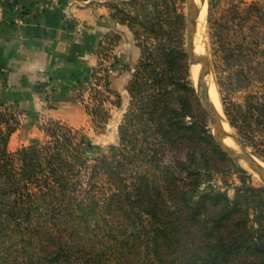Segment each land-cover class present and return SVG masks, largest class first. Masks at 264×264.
I'll list each match as a JSON object with an SVG mask.
<instances>
[{
	"label": "trees",
	"instance_id": "obj_1",
	"mask_svg": "<svg viewBox=\"0 0 264 264\" xmlns=\"http://www.w3.org/2000/svg\"><path fill=\"white\" fill-rule=\"evenodd\" d=\"M82 1L110 2L141 49L119 141L90 160L87 136L49 119L42 141L14 152L21 114L0 102V264H264V185L209 129L179 0ZM208 24L217 82L244 95L223 98L225 115L264 159V2L212 8ZM108 72L99 62L85 82L101 132L122 101Z\"/></svg>",
	"mask_w": 264,
	"mask_h": 264
},
{
	"label": "crops",
	"instance_id": "obj_2",
	"mask_svg": "<svg viewBox=\"0 0 264 264\" xmlns=\"http://www.w3.org/2000/svg\"><path fill=\"white\" fill-rule=\"evenodd\" d=\"M71 1L0 0V92L3 87L5 106L35 108L43 102L44 87L55 92L58 109L69 112L73 95L98 66L97 46L113 32L121 41L109 80L121 93L117 81L123 75L117 74L127 66L122 72L130 83L140 57L131 32L101 2Z\"/></svg>",
	"mask_w": 264,
	"mask_h": 264
},
{
	"label": "rangeland",
	"instance_id": "obj_3",
	"mask_svg": "<svg viewBox=\"0 0 264 264\" xmlns=\"http://www.w3.org/2000/svg\"><path fill=\"white\" fill-rule=\"evenodd\" d=\"M51 1L54 2L55 0H51ZM67 1H70V0H67ZM257 1L258 2H264V0H204L205 5H206L207 16H209L210 9L215 8V7H220V6L227 7V6L232 5L233 3H235V4L236 3H251V2H257ZM71 2L82 3L84 1L72 0ZM89 2L91 4H94V3L98 4L97 2H99V3L101 2L100 4H103L106 8H108L107 6L110 3L108 1H89ZM175 7L177 8L178 14L183 15L185 18V33H184L183 48H184L186 56H187V50H186V27H187L186 0H179L178 3L175 5ZM108 10L110 11V14L112 16L113 12L110 10V8H108ZM150 14H153V11ZM115 21L120 23L118 20H115ZM120 24H122V23H120ZM125 27L128 28L127 25H125ZM128 30L131 32L132 40L135 42L136 47L140 51L141 49L139 48V45H138L137 41L135 40L133 32L129 28H128ZM206 31H207L206 32V41H207L208 53H209L208 54L209 55V67L211 70L214 87L216 89L219 101L221 103L223 113L225 114L224 107H223V98L225 99L226 97L227 98L233 97L236 101L241 102L242 96H244V95L236 92L230 86L229 87L228 86L222 87L217 82L216 75H215L216 69L214 66V58L212 55L211 41H210V36H209L208 17H207ZM109 36H110V41L104 39V41L101 42V44L99 46H97V49L95 51L97 58H98V64H99V62H102L104 64V67H107V69L109 71L108 76H107L108 80H109L110 70L112 69V63H114V60H113V55H114V51H115L114 46H116L121 41V36L114 33V32L110 33ZM125 36H128V35L125 34ZM115 38H117V40H113ZM127 40H128L127 42L130 44L131 41L129 39H127ZM145 43H147L149 45L148 49L151 48L150 46H152L154 44L153 40H151V41L146 40L142 45H145ZM139 44H140V42H139ZM106 54L110 55V57H111V59L107 62L104 61ZM140 55H141V51H140ZM139 59H140V57H139ZM187 61H188V68L190 69L188 56H187ZM120 69L122 71H127L128 67L123 66ZM122 71L117 74V75H119V74L123 75V76H119V78L120 77L121 78H120V80L117 81V84H118L117 87L121 91V93H119V91L117 90V92L121 95V98H122L121 105H120V107L108 106V108L110 110V114H111V119L109 120V123L106 126V129L104 132L96 131L94 129V127L92 126L91 121H90V119L86 113V106L88 104H91L90 98H89L90 90L92 88L91 86L87 85L86 83H82L79 86L78 91L73 95L72 104L70 106H68V109L70 110L69 112L60 111L57 107L56 101H54L56 99L55 92L52 91L51 89L46 90L43 87V89L40 88V91H42L41 98H43L42 99L43 102H37L38 105H35L36 106L35 108L30 107L29 110H26V107H23V106L20 108H18L17 106L12 107L13 109H15L17 112H19L21 114V117H20L21 126L13 138V142L11 144L12 151L16 152L19 149H21L22 147L30 145L33 141H36V140L42 141L44 139V135L39 130V127H40V125L44 124V122H46L49 119L62 120L64 122L70 124L72 127L76 128L78 130H81L87 136V138L90 142V147L86 148V151H85L86 156L90 160H93L96 157L107 152V150L110 148V146L117 145L118 141H119L118 129H119L120 124L122 123V120L124 118V115L127 111L129 103H130V97L128 95L129 93H128V89H127L128 86L126 84V80L128 77H127V75H125L126 72H122ZM135 71H136V68L134 70V73H135ZM117 75H116V77H117ZM115 80H116V78H115ZM190 81H191V84L193 85V81H192L191 76H190ZM112 84H113V82H112ZM95 88H97V87H95V84H94L93 89H95ZM114 88L116 91V86H114ZM126 89H127V91H126ZM3 90L4 89L2 87V92H0V102H2V103L4 102ZM201 106H202V109L206 115V118L208 121V126L210 129L208 115L206 114L202 103H201ZM229 124H230V122H229ZM230 127L232 128V126H230ZM232 129L234 130L236 136L239 137L237 132L235 131V129L234 128H232ZM24 142L28 143V145H24L25 144ZM224 150L234 159L235 163L240 168H242L237 163L235 158L231 155V153L229 151H227L225 148H224ZM242 169H244V168H242ZM247 172H248V174H250L252 176V181H253L254 185H257V186L262 185V184L264 185V183L259 181L252 173H250L249 171H247ZM229 179H230L229 184L232 186L230 188V195L233 196L234 186L240 185V180H239L238 175H235Z\"/></svg>",
	"mask_w": 264,
	"mask_h": 264
},
{
	"label": "bare ground",
	"instance_id": "obj_4",
	"mask_svg": "<svg viewBox=\"0 0 264 264\" xmlns=\"http://www.w3.org/2000/svg\"><path fill=\"white\" fill-rule=\"evenodd\" d=\"M194 25L192 29L194 39V57L198 63V71L202 77V80L207 88L208 93L212 98L213 106L216 110L217 126L220 131H224L231 135L233 138L238 139L234 130L230 127L225 114L223 113L221 103L219 101L214 83L212 80V74L209 67V53L208 45L206 41V26H207V11L204 0H194ZM222 143V142H221ZM223 147L231 153L237 163L245 170L252 173L259 181L264 183V176L256 165V163L245 156H242L231 149L226 147L222 143Z\"/></svg>",
	"mask_w": 264,
	"mask_h": 264
},
{
	"label": "water",
	"instance_id": "obj_5",
	"mask_svg": "<svg viewBox=\"0 0 264 264\" xmlns=\"http://www.w3.org/2000/svg\"><path fill=\"white\" fill-rule=\"evenodd\" d=\"M187 7V27H186V50L189 60V67L194 83L195 90L199 96V99L203 105V108L208 115L210 130L217 141V143L223 147L222 143L242 156L252 159L261 170L264 176V159L256 154L252 149L247 147L241 139L233 138L231 135L224 131H220L217 126L216 110L212 103V98L207 91V88L202 80V77L198 71V63L194 57V39H193V25L195 20L194 15V0H186ZM228 121V120H227ZM229 123V122H228ZM230 125V124H229ZM231 126V125H230ZM222 142V143H221ZM224 149V147H223Z\"/></svg>",
	"mask_w": 264,
	"mask_h": 264
},
{
	"label": "built area",
	"instance_id": "obj_6",
	"mask_svg": "<svg viewBox=\"0 0 264 264\" xmlns=\"http://www.w3.org/2000/svg\"><path fill=\"white\" fill-rule=\"evenodd\" d=\"M105 61V60H104ZM107 62V61H106Z\"/></svg>",
	"mask_w": 264,
	"mask_h": 264
}]
</instances>
